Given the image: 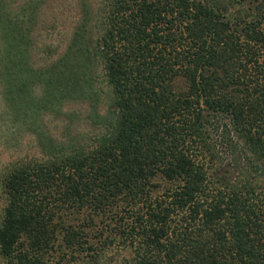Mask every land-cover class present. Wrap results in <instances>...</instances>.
<instances>
[{
    "label": "trees",
    "instance_id": "1",
    "mask_svg": "<svg viewBox=\"0 0 264 264\" xmlns=\"http://www.w3.org/2000/svg\"><path fill=\"white\" fill-rule=\"evenodd\" d=\"M39 2L0 0L2 96L47 152L2 173L0 256L48 264L59 236L83 250L104 219L90 240L127 238L126 264H264V0L82 5L64 53L36 69ZM74 104L98 129L90 146H56L44 121L72 122ZM225 147L236 176L217 183ZM83 212L85 225L65 219Z\"/></svg>",
    "mask_w": 264,
    "mask_h": 264
},
{
    "label": "rangeland",
    "instance_id": "2",
    "mask_svg": "<svg viewBox=\"0 0 264 264\" xmlns=\"http://www.w3.org/2000/svg\"><path fill=\"white\" fill-rule=\"evenodd\" d=\"M27 0H9L13 6L17 7L24 4ZM104 0H40V8L36 17V24L32 34V44L30 49V64L36 69H42L50 63L57 60L62 55L71 40L72 33L75 26L82 16V5L90 6L92 13L96 7L102 6ZM92 15V14H91ZM99 15V14H98ZM97 15V16H98ZM92 15V17H94ZM100 73V70H99ZM104 84L102 77L98 80ZM38 87L35 86V90ZM38 93V92H37ZM106 107V103L102 109ZM70 111L76 112L74 120L69 122L66 116L53 117L49 116L45 119V125L42 127L45 135H49L56 146L67 148L71 144L91 145L89 137L96 133L98 127H94L86 118L87 108L85 105H69L65 108V113ZM15 115L7 110L5 101L2 96V89L0 86V179L2 173L6 170L9 164L18 162H27L31 160L46 159V149L43 148L38 139L37 125H27L18 118L14 119ZM65 143V144H64ZM70 143V144H69ZM85 143V144H84ZM75 146V147H76ZM227 148L221 149V157L212 163L213 176L211 180L214 182H225L232 180L235 176L236 170H233L235 165L227 152ZM240 164V162H239ZM219 167V170H216ZM216 170V172L214 171ZM254 175L258 177L257 195L260 203L264 204V174L263 172H255ZM222 179V180H221ZM218 187V185H217ZM4 206V200L0 191V213ZM88 214V213H87ZM86 213L73 214L66 218L77 217L75 220L77 224H82L86 218ZM96 221L94 226H89L85 229L86 234L83 238V250H65L61 244V236L58 237L55 243V250L47 257L48 264H126L132 258L129 241L127 238H112L113 242L109 246H103V241L97 244L96 240L93 243V235L98 231L106 230L103 223ZM76 224V225H77ZM114 225V224H113ZM107 230H109L107 228ZM106 233V232H104ZM104 238V236H103ZM88 241L93 243L92 247L96 251L86 250ZM103 249V250H101ZM0 264H15L0 256Z\"/></svg>",
    "mask_w": 264,
    "mask_h": 264
}]
</instances>
